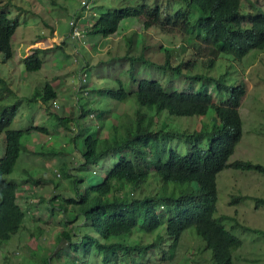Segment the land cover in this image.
Here are the masks:
<instances>
[{
    "label": "trees",
    "instance_id": "obj_1",
    "mask_svg": "<svg viewBox=\"0 0 264 264\" xmlns=\"http://www.w3.org/2000/svg\"><path fill=\"white\" fill-rule=\"evenodd\" d=\"M82 1L88 8L87 0ZM165 1L166 6H162L161 0L153 3L132 0L97 16L93 14L87 30L93 37H109L117 33L122 24L129 21L127 19L141 17L145 29L180 25L188 34L194 30L198 32L192 45L194 59L181 58L173 65L169 55L163 64L151 62L143 52L137 56L127 55L131 64L130 78L135 86L127 89L119 81L117 88L105 87L100 92L110 101L133 103L134 113L119 112L111 107L86 108L85 103L80 106L81 125L72 141L79 142L82 175L77 177L65 169L63 174L71 179L76 195L65 198L60 204L63 225L68 222L73 225L61 230L57 244L62 241L66 244L44 259L43 264H147L151 256L158 253H161L160 260H172L187 229H194L204 242V249L211 253L212 264H233V253L241 240L225 227L224 221L230 219L228 215L215 216L217 174L233 167L264 175V166L245 160L228 162L241 139L238 109L246 93L245 84L227 85L224 74L214 77L190 70L204 52L209 57L204 68L212 70L222 54L240 60L253 49H264V13L241 12L242 0ZM18 26V19L10 18L6 10L0 9L1 62L12 57L11 42ZM42 52L34 48L22 59L26 72L41 68ZM136 63L144 69L155 68L157 75L168 74L184 80L163 83L155 73L136 74ZM11 94L8 83L0 75V101L9 99ZM56 97L54 87L46 82L41 90L33 91L31 100L48 104ZM17 105L15 101L0 106V134L5 133V147L0 156V245L19 231L25 218V211L17 202L18 185L4 176L13 171L24 141L31 133L45 132L44 127L32 125L10 129ZM209 112L210 127L191 132L178 127L169 129L168 118L162 124L159 122L162 114L192 117ZM55 119L66 129L71 128L69 123L73 118L56 114ZM109 119L114 120L113 125L100 135ZM73 121L78 124L79 120ZM106 161L110 167L95 181V167ZM87 167L92 174L88 185ZM151 178L158 179L160 186L153 194H142L143 186ZM84 183L80 190L79 185ZM243 198L254 200L256 207L264 206V198L248 196L234 200ZM68 205H72L71 211ZM80 218L81 222L75 223ZM237 226L242 225L234 221L232 228ZM60 251L63 260L58 259ZM52 256L57 257L54 262Z\"/></svg>",
    "mask_w": 264,
    "mask_h": 264
},
{
    "label": "rangeland",
    "instance_id": "obj_2",
    "mask_svg": "<svg viewBox=\"0 0 264 264\" xmlns=\"http://www.w3.org/2000/svg\"><path fill=\"white\" fill-rule=\"evenodd\" d=\"M130 1L87 0L88 8H85L82 0H0V9L6 10L10 18L19 22L12 37V57L1 62L0 55V75L12 91L9 99L0 101V106L18 103L10 129L30 125L45 128V132H33L24 141L13 171L4 176L18 185L17 202L25 211V218L19 231L7 243L0 245V264H43L44 259L66 244V241L57 244L58 235L63 229H70L73 223L63 225L60 204L65 198L76 195L71 179L63 174L65 169L77 177L82 175L79 171V142L72 141L81 125L79 108L85 103L86 108L111 107L119 112L134 113L136 106L133 103L119 104L107 96L102 97L100 92L105 87L117 88L119 81L127 89L135 86L130 78L131 64L127 55L137 56L143 52L146 58L157 64H163L169 55L173 65L181 58L194 59L192 45L198 32L193 30L188 34L180 29V25L145 29L141 17L127 19L129 21L123 23L117 33L106 38L87 34L93 14L97 16ZM148 1L153 3L154 0ZM161 3L162 6L168 4L165 0ZM240 11L264 13V0H242ZM34 48L44 51L40 54L43 63L39 70L26 72L21 61ZM200 55L203 56L195 60L191 73L214 77L224 74L227 85L244 83L246 86L238 109L242 122L241 139L228 162L245 160L264 166V49H253L240 60L222 54L212 70L204 68L208 54ZM146 72L154 74L156 70L144 69L139 63L134 65V73ZM155 75L163 83L184 80L168 74ZM46 82L57 93L55 101L43 104L40 100H31L33 91L41 90ZM56 114L78 119V124L72 120L69 123L71 128L66 129L56 123ZM211 117L210 112L205 116L192 117L162 114L159 122L162 124L168 118L169 129L178 127L191 132L210 127ZM113 123L114 120H107L100 135H104ZM4 147L3 132L0 134V156ZM109 167L107 161L104 164L100 162L94 170L95 181H99ZM87 174L88 185L92 176L90 169ZM83 186L85 183L79 185L80 190ZM159 186V180L151 178L143 186L142 194H153ZM216 186L215 216L228 215L230 219L224 221L225 227L241 240V245L233 253V264H264V206L256 207L255 201L249 198L234 200L248 196L264 198V175L253 170L227 167L217 174ZM137 195L135 192L134 196ZM71 209L72 205H68V210ZM77 221L75 223H80L81 218ZM234 221L242 226L232 228ZM85 231L89 233L88 229ZM160 256L161 253L153 254L147 264H212L210 251L204 249V242L196 236L194 229H187L182 234L172 260H160ZM55 258L52 256L53 262ZM58 259H64L61 251Z\"/></svg>",
    "mask_w": 264,
    "mask_h": 264
},
{
    "label": "built area",
    "instance_id": "obj_3",
    "mask_svg": "<svg viewBox=\"0 0 264 264\" xmlns=\"http://www.w3.org/2000/svg\"><path fill=\"white\" fill-rule=\"evenodd\" d=\"M74 24H76V23H74ZM74 27H77V25H75ZM74 32L78 34L77 28H74Z\"/></svg>",
    "mask_w": 264,
    "mask_h": 264
}]
</instances>
